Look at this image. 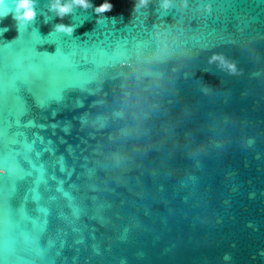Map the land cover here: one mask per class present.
Wrapping results in <instances>:
<instances>
[{"label":"water","instance_id":"95a60500","mask_svg":"<svg viewBox=\"0 0 264 264\" xmlns=\"http://www.w3.org/2000/svg\"><path fill=\"white\" fill-rule=\"evenodd\" d=\"M109 2L0 24V261L264 264V0Z\"/></svg>","mask_w":264,"mask_h":264},{"label":"clouds","instance_id":"9594fccd","mask_svg":"<svg viewBox=\"0 0 264 264\" xmlns=\"http://www.w3.org/2000/svg\"><path fill=\"white\" fill-rule=\"evenodd\" d=\"M148 2L149 0H141L140 5L134 7L146 6ZM37 3L38 0H0V24H3L9 16H11L12 21H14L17 30L32 24L38 15L36 10ZM182 6L187 7L188 0H183ZM162 7L165 9L171 7V0H163ZM50 8L51 11L55 12L57 17L63 20L65 16L73 14L76 8H81L83 10L92 8L97 14H101L110 12L113 9V5L109 0H104V2L98 6L94 5L93 0H51ZM7 30L8 28L5 27L4 31ZM54 30L71 36L76 31V25L57 23ZM3 34L4 32L0 31V36H3ZM217 61L234 74L238 71L237 66L229 61L223 54L214 53L209 59V63ZM6 174V170L0 168V175ZM5 223H8V221H5ZM225 258L227 259V257ZM0 264H3V261H0Z\"/></svg>","mask_w":264,"mask_h":264},{"label":"snow or ice","instance_id":"6c2138e0","mask_svg":"<svg viewBox=\"0 0 264 264\" xmlns=\"http://www.w3.org/2000/svg\"><path fill=\"white\" fill-rule=\"evenodd\" d=\"M45 90H46V88H45Z\"/></svg>","mask_w":264,"mask_h":264}]
</instances>
